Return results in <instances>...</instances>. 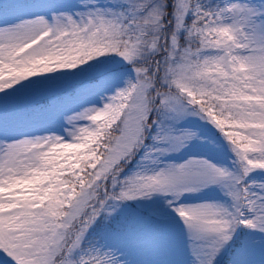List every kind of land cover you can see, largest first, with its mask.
Returning <instances> with one entry per match:
<instances>
[{"label":"snow or ice","instance_id":"6c2138e0","mask_svg":"<svg viewBox=\"0 0 264 264\" xmlns=\"http://www.w3.org/2000/svg\"><path fill=\"white\" fill-rule=\"evenodd\" d=\"M0 264H264V0H0Z\"/></svg>","mask_w":264,"mask_h":264}]
</instances>
